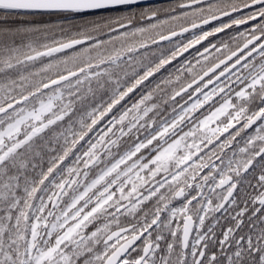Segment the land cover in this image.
Returning <instances> with one entry per match:
<instances>
[{
	"label": "snow or ice",
	"instance_id": "snow-or-ice-1",
	"mask_svg": "<svg viewBox=\"0 0 264 264\" xmlns=\"http://www.w3.org/2000/svg\"><path fill=\"white\" fill-rule=\"evenodd\" d=\"M0 264H264V0H0Z\"/></svg>",
	"mask_w": 264,
	"mask_h": 264
},
{
	"label": "flooded vegetation",
	"instance_id": "flooded-vegetation-1",
	"mask_svg": "<svg viewBox=\"0 0 264 264\" xmlns=\"http://www.w3.org/2000/svg\"><path fill=\"white\" fill-rule=\"evenodd\" d=\"M159 2H165V0H162V1H159ZM159 2H157V3H159ZM205 43H207V42H205ZM192 51H195V50H192ZM185 55L188 56L189 54L186 53ZM182 59H183V58H182Z\"/></svg>",
	"mask_w": 264,
	"mask_h": 264
},
{
	"label": "water",
	"instance_id": "water-1",
	"mask_svg": "<svg viewBox=\"0 0 264 264\" xmlns=\"http://www.w3.org/2000/svg\"><path fill=\"white\" fill-rule=\"evenodd\" d=\"M159 1H162V0H154V2H159Z\"/></svg>",
	"mask_w": 264,
	"mask_h": 264
}]
</instances>
